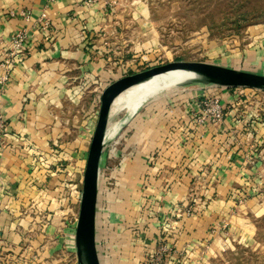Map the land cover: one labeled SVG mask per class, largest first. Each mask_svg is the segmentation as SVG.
Instances as JSON below:
<instances>
[{
	"label": "crops",
	"instance_id": "crops-1",
	"mask_svg": "<svg viewBox=\"0 0 264 264\" xmlns=\"http://www.w3.org/2000/svg\"><path fill=\"white\" fill-rule=\"evenodd\" d=\"M119 9L120 5L106 7L102 0L91 4L84 0H0L1 35L8 36L25 25L30 28L27 55L11 68L7 81L0 86V110L8 127L5 148L0 150V250H9L14 243L11 210L17 211L13 209L15 201L24 196L23 165L29 155L25 147L47 149L66 133L56 123L59 111L55 107L65 104L67 91L78 89L83 81L87 82L86 87L93 83L95 87L100 85V79L109 80L112 73L106 65L119 62L120 48L127 53L134 49L149 51L147 45L152 43L155 32H149L144 8L139 11L134 7L128 8L130 11L123 8L122 13ZM45 19L49 24L43 32ZM137 33L141 37L139 48L134 39ZM125 38L128 50L120 41ZM258 39L255 53H246L247 57L238 63L260 65L256 55L264 54V31ZM211 91L212 86L202 84L168 88L145 102L131 117L130 154L118 163L121 182L124 179L128 183L126 189L121 188L129 198L139 202L133 207L130 224L138 232L136 243L142 252L151 251L157 238L164 234L180 253L182 249L204 248L201 255L196 253L193 258V264H204L216 257L223 246L255 240L256 214H253L262 213L257 203L260 196L247 191L248 182L257 177L250 169L254 171L260 165L258 154L264 147L259 145L264 135L253 127L254 132L251 127L242 126L233 133L209 122L197 124L190 110L197 97ZM235 116L229 113L225 123L233 126ZM247 129L249 136L245 134ZM235 136L241 141H234ZM102 157L101 154L100 160ZM195 182H201L202 191L207 192V207L200 206L189 216L176 212L185 198L186 201L192 198L189 186ZM245 197L244 204L236 203ZM170 215L177 218L172 221L173 230L165 233L161 225ZM221 219L227 222L225 228L218 226Z\"/></svg>",
	"mask_w": 264,
	"mask_h": 264
},
{
	"label": "rangeland",
	"instance_id": "rangeland-1",
	"mask_svg": "<svg viewBox=\"0 0 264 264\" xmlns=\"http://www.w3.org/2000/svg\"><path fill=\"white\" fill-rule=\"evenodd\" d=\"M136 1L133 5L121 2L119 11L124 12L123 8L129 10L128 8L135 7L138 11L144 8L149 32H155L151 38L152 43L147 45L149 51L134 49L127 53L120 48L122 51L117 55L120 58L119 62L115 65L112 63L106 65L112 73L109 80L100 79V85L95 87L94 83L86 87L87 82L83 81L82 84L77 81L82 86L67 91L65 104L55 107L59 111L56 123L64 128L66 133L54 144L47 145V149L25 147L30 156L27 154L28 158L23 165L26 177L25 183L22 184L24 192L21 194L24 196L15 201L16 206L13 209L17 208V211L11 210L14 243H11L13 247L10 245L11 250H0V260H3V264H77L74 238L82 173L97 119L100 94L111 81L122 75L171 60L207 61L264 73V54H255L260 62L258 67L237 62L256 51L258 37H262L264 31V0ZM126 15L127 13L124 14ZM137 29L139 28L136 27ZM136 35L135 44L141 39L140 33ZM120 41L122 46H126L125 50H128L130 47L127 46L128 39ZM136 47L139 48L138 44ZM111 60L112 55L109 62ZM179 74L182 75V73L169 75L175 79ZM131 87L122 91L110 106L107 133L105 131L109 138L103 146V157L99 163L95 223L99 262L193 264L196 253L201 255L204 248L200 251L196 248L182 249L180 253L164 234L157 238V243L151 251H141V247L136 243L138 232L130 224L135 210L133 207H137L139 202L129 198L127 191H123L128 183L124 182V179V184L121 182L122 174L118 163L130 154L128 142L131 117L142 109L145 102L163 94L168 88L181 86L172 85L158 90L142 101L134 111L128 113L123 107V102L125 92ZM212 87L213 91L197 97L196 100L201 99L209 105L221 107L223 118L220 124L214 126L221 130H231L233 133L242 126L253 127L257 133L261 130L264 135L263 89ZM234 88L236 89L233 93ZM230 95L231 99L228 98ZM229 113L236 115L235 124L231 127L224 121ZM245 134L249 136L250 131L247 129ZM234 141L241 140L235 136ZM255 146H258L257 142ZM259 146L264 147V139ZM258 159L261 162L254 167V171L248 166L250 172L257 177L248 182L247 193L253 191L260 196L257 203L260 204L262 212L256 211L253 214V216L256 214L254 242L223 246L216 257L213 256L212 260L209 259L204 264H264V151L258 154ZM122 186L124 188H121ZM202 187L201 182L190 184L192 198L187 201L185 198L183 200L185 202L176 207V212L179 210L181 214L189 216L196 213L200 206L206 208L207 192L202 191ZM17 191L21 192L19 188ZM247 197L236 200V203L244 204ZM176 218V215H170L163 221L161 228H164L165 233L173 230L172 221ZM221 221L218 226L225 228L227 222L224 219Z\"/></svg>",
	"mask_w": 264,
	"mask_h": 264
},
{
	"label": "water",
	"instance_id": "water-1",
	"mask_svg": "<svg viewBox=\"0 0 264 264\" xmlns=\"http://www.w3.org/2000/svg\"><path fill=\"white\" fill-rule=\"evenodd\" d=\"M166 73H187L189 80L178 86L248 87L264 90V73L197 60H171L122 75L101 91L97 119L88 146L82 173L79 210L75 225V253L77 264H100L96 248L95 223L98 196V170L110 106L125 89ZM129 113V112H128Z\"/></svg>",
	"mask_w": 264,
	"mask_h": 264
},
{
	"label": "built area",
	"instance_id": "built-area-1",
	"mask_svg": "<svg viewBox=\"0 0 264 264\" xmlns=\"http://www.w3.org/2000/svg\"><path fill=\"white\" fill-rule=\"evenodd\" d=\"M96 0H84L86 4H91ZM106 7L112 8L115 6H122L121 0H102ZM124 2V0H123ZM135 0H129V4L133 5ZM135 9V7H134ZM12 14V12H11ZM25 20H29L28 16L22 13ZM48 20L42 21L41 31L45 32L48 27ZM30 35V28L25 25L8 36L0 34V86L3 85L8 79L11 68L17 63L21 62L27 55V40ZM222 88H227L220 86ZM205 97V96H203ZM206 100V99H205ZM219 105H209L204 100L196 101L195 106L190 110V115L197 124L209 122L213 125L221 123L223 113ZM7 122L3 113L0 110V150L5 148V135L7 134ZM108 135H106L107 137Z\"/></svg>",
	"mask_w": 264,
	"mask_h": 264
},
{
	"label": "bare ground",
	"instance_id": "bare-ground-1",
	"mask_svg": "<svg viewBox=\"0 0 264 264\" xmlns=\"http://www.w3.org/2000/svg\"><path fill=\"white\" fill-rule=\"evenodd\" d=\"M169 74L171 73L153 77L145 82L134 85L128 91H126L124 96L125 101L123 102V107L126 109V111H134L142 101L158 92V90H161L164 87L166 88L172 85L182 84L189 80L192 76L187 73H182V75L179 74V76H176L177 78L173 79Z\"/></svg>",
	"mask_w": 264,
	"mask_h": 264
},
{
	"label": "trees",
	"instance_id": "trees-1",
	"mask_svg": "<svg viewBox=\"0 0 264 264\" xmlns=\"http://www.w3.org/2000/svg\"><path fill=\"white\" fill-rule=\"evenodd\" d=\"M227 88H232V87H227Z\"/></svg>",
	"mask_w": 264,
	"mask_h": 264
}]
</instances>
